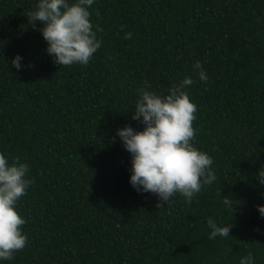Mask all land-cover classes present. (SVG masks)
<instances>
[{
	"label": "trees",
	"instance_id": "trees-1",
	"mask_svg": "<svg viewBox=\"0 0 264 264\" xmlns=\"http://www.w3.org/2000/svg\"><path fill=\"white\" fill-rule=\"evenodd\" d=\"M36 4L0 0V151L34 180L17 205L28 240L4 264H239L248 252L264 264L254 176L264 163V0H95L101 47L70 66L46 53L41 23L30 22ZM185 76L192 143L212 156L217 179L191 203L176 194L158 208L130 185L116 130L143 128L131 111L144 87L167 94ZM209 217L231 223L229 236L209 239Z\"/></svg>",
	"mask_w": 264,
	"mask_h": 264
},
{
	"label": "clouds",
	"instance_id": "clouds-1",
	"mask_svg": "<svg viewBox=\"0 0 264 264\" xmlns=\"http://www.w3.org/2000/svg\"><path fill=\"white\" fill-rule=\"evenodd\" d=\"M95 0H37L36 8L29 13L30 22L46 42V53L53 62L63 66L87 65L93 54L101 47L102 40L91 21L90 8ZM131 32L125 33L130 38ZM24 57L17 53L11 64L20 70ZM31 66V65H29ZM198 79H209L200 61L192 65ZM194 83L192 76H185L179 83L167 89V94H158L144 87L131 111V119L139 121L143 128L131 125L116 130L123 148L131 155L129 183L138 193H152L157 197L156 206L169 203L176 194L182 195L186 203L203 186L211 185L216 179L211 167L213 158L198 149L192 140L195 129L197 106L192 102L186 88ZM115 139V137H114ZM29 165L19 157L11 161L6 152L0 151V264L13 259L14 253L25 247L28 240L22 226L24 216L19 214L18 201L34 183L28 174ZM255 180L264 185V163L260 164ZM226 209L233 212L234 200L222 197ZM259 216L264 218V204L256 205ZM211 229L209 239L229 236L233 227L228 221L217 224L212 217L207 219ZM264 235L259 227L255 229ZM239 264H255L252 252L241 256Z\"/></svg>",
	"mask_w": 264,
	"mask_h": 264
}]
</instances>
